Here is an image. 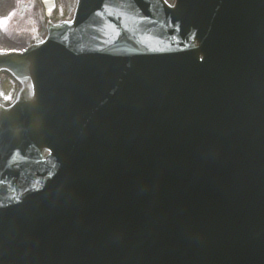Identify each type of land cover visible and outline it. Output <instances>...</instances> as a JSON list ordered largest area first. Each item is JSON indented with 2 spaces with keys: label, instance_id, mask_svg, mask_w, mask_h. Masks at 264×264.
I'll list each match as a JSON object with an SVG mask.
<instances>
[{
  "label": "water",
  "instance_id": "obj_1",
  "mask_svg": "<svg viewBox=\"0 0 264 264\" xmlns=\"http://www.w3.org/2000/svg\"><path fill=\"white\" fill-rule=\"evenodd\" d=\"M159 1H134L145 29L129 45L99 50L92 33L49 41L36 62L31 51V68L0 58L36 92L0 117V264H239L256 253L264 0ZM117 3L82 0L90 14L78 19L95 25ZM98 98L109 134L125 128L114 116L130 128L109 148L75 141ZM65 110L74 116L54 115Z\"/></svg>",
  "mask_w": 264,
  "mask_h": 264
},
{
  "label": "rangeland",
  "instance_id": "obj_2",
  "mask_svg": "<svg viewBox=\"0 0 264 264\" xmlns=\"http://www.w3.org/2000/svg\"><path fill=\"white\" fill-rule=\"evenodd\" d=\"M13 4V0H0V14L11 9L13 7ZM60 4L62 5V2H60ZM65 6L69 8L70 2H67ZM14 43L15 41L13 38H5L0 35V48H7L9 45H12Z\"/></svg>",
  "mask_w": 264,
  "mask_h": 264
}]
</instances>
